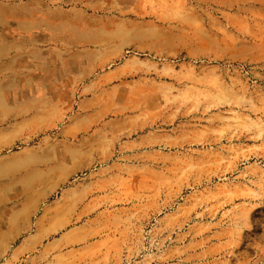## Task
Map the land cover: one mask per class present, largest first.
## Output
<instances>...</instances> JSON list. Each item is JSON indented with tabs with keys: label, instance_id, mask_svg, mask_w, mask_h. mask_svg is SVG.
Segmentation results:
<instances>
[{
	"label": "rangeland",
	"instance_id": "obj_1",
	"mask_svg": "<svg viewBox=\"0 0 264 264\" xmlns=\"http://www.w3.org/2000/svg\"><path fill=\"white\" fill-rule=\"evenodd\" d=\"M0 264H264V0H0Z\"/></svg>",
	"mask_w": 264,
	"mask_h": 264
},
{
	"label": "bare ground",
	"instance_id": "obj_2",
	"mask_svg": "<svg viewBox=\"0 0 264 264\" xmlns=\"http://www.w3.org/2000/svg\"><path fill=\"white\" fill-rule=\"evenodd\" d=\"M30 191V190H29ZM11 192V191H10ZM13 192V191H12ZM21 197V196H20ZM12 200V199H11Z\"/></svg>",
	"mask_w": 264,
	"mask_h": 264
}]
</instances>
